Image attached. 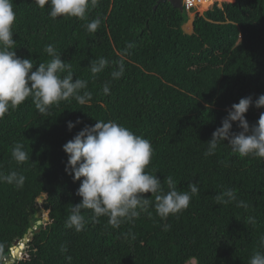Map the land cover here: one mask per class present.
<instances>
[{
  "label": "trees",
  "instance_id": "16d2710c",
  "mask_svg": "<svg viewBox=\"0 0 264 264\" xmlns=\"http://www.w3.org/2000/svg\"><path fill=\"white\" fill-rule=\"evenodd\" d=\"M160 1L98 0L82 21L53 20L47 5L13 0L11 50L31 59L35 71L50 61L44 49L53 45L71 64L73 79L88 81L92 98L83 105L61 101L47 115L28 98L0 120V172L26 177L22 188L0 183V264L13 252L14 264H69L66 256L71 264H249L255 252H264V158H240L227 140L215 155H204L233 104L252 97L245 114L250 126L264 112L254 104L264 94V0L217 2L195 19L191 35L184 30L187 13ZM96 17L101 25L90 33L85 24ZM100 57L109 65L93 79L90 61ZM121 60L124 75L112 80ZM77 120L70 131L68 122ZM97 120L117 122L151 142L146 171L157 175L165 192L167 176L178 191L197 183L199 193L189 207L164 220L155 212V197L146 193L151 216L141 212L117 229L107 216L82 210L85 229L67 228L72 208L82 201L76 193L83 178L74 181L65 171L63 145ZM240 131L233 122L232 132ZM16 143L28 154L23 164L12 158ZM229 188L237 200L217 205L214 197ZM240 201L247 208L238 207Z\"/></svg>",
  "mask_w": 264,
  "mask_h": 264
},
{
  "label": "clouds",
  "instance_id": "9594fccd",
  "mask_svg": "<svg viewBox=\"0 0 264 264\" xmlns=\"http://www.w3.org/2000/svg\"><path fill=\"white\" fill-rule=\"evenodd\" d=\"M41 9L47 5L50 8L49 16L57 18L74 17L82 21L88 20V13L95 8L98 0H33ZM219 1H215L217 3ZM215 3H208L211 9ZM184 6V0H183ZM201 7V6H200ZM200 7L194 18L201 16ZM186 12L185 6L184 11ZM17 19L14 11L13 0H0V120L10 110H16L28 98L32 99L35 108L42 115H47L53 105L61 101L75 99L83 105L91 100L92 94L87 91L88 81L73 79L71 64L61 59L57 49L49 44L44 51L50 57L49 62L40 63L34 71L31 59L20 58L13 49L16 41L13 39V26ZM101 25V19L96 17L85 24L90 33H95ZM127 53V49L125 50ZM109 65L108 59L100 57L90 61V72L93 79L102 73ZM67 72L66 76L61 74ZM125 72L123 61L117 62V68L111 72L112 80H119ZM110 81L103 85L105 95L110 94ZM257 109L264 108V94L254 102ZM253 105L252 97L242 98L228 110V115L212 134V139L207 143L205 156L215 155L221 142L228 141L233 154L240 158H264V112L260 114L256 125L250 126L245 114ZM233 122H238L239 133L232 132ZM69 121L68 129L71 131L76 124ZM63 150L68 154L65 171L73 177L74 181L83 178L77 195L82 201L76 204L69 215L65 226L82 232L86 227L85 216L82 210H92L93 217L107 216L108 224L119 228L125 221H132L139 217L141 212L149 211L152 201L144 194L151 193L155 197V212L166 220L170 215H177L186 210L192 197L198 195L199 187L193 182L188 185V190L178 191L172 176L164 180L168 191H164L163 184L157 175L147 172L154 150L151 142L143 136L134 134L127 127L114 121H98L93 126H85L72 140L63 145ZM12 158L18 163H25L29 157L24 150V145L16 143L12 148ZM26 177L17 171L7 174L0 172V183L14 185L16 188L24 186ZM217 205L228 204L237 200L236 192L229 188L214 197ZM238 207L247 208V204L240 201ZM248 223L255 224L254 217H248ZM170 226L165 224V230ZM260 247L264 248V236L260 238ZM3 245H0L2 250ZM65 246L61 252L66 253ZM13 257L4 259V264H14ZM69 264L72 257L66 256ZM249 264H264V252H255Z\"/></svg>",
  "mask_w": 264,
  "mask_h": 264
},
{
  "label": "built area",
  "instance_id": "2783aa9c",
  "mask_svg": "<svg viewBox=\"0 0 264 264\" xmlns=\"http://www.w3.org/2000/svg\"><path fill=\"white\" fill-rule=\"evenodd\" d=\"M216 0H184V6L188 13L193 9H197L203 5V3H215Z\"/></svg>",
  "mask_w": 264,
  "mask_h": 264
},
{
  "label": "water",
  "instance_id": "95a60500",
  "mask_svg": "<svg viewBox=\"0 0 264 264\" xmlns=\"http://www.w3.org/2000/svg\"><path fill=\"white\" fill-rule=\"evenodd\" d=\"M161 2H170L175 8L181 10L182 12L184 11V6H183V0H161ZM43 214V211H39V213L36 215V218L39 219ZM38 224H41L39 221ZM32 233V230H29V234ZM29 235H26L25 238H28ZM16 250V248H14Z\"/></svg>",
  "mask_w": 264,
  "mask_h": 264
},
{
  "label": "rangeland",
  "instance_id": "374dc122",
  "mask_svg": "<svg viewBox=\"0 0 264 264\" xmlns=\"http://www.w3.org/2000/svg\"><path fill=\"white\" fill-rule=\"evenodd\" d=\"M219 2H223V3H233L235 0H217ZM209 7V4H206L204 5V7L201 6L200 10H198V12H200V15H202L206 10ZM197 11L194 9L191 14H194L196 13ZM195 15H192V17H194ZM187 17H188V21L190 20V15L189 13L187 12ZM191 264H195V261H193Z\"/></svg>",
  "mask_w": 264,
  "mask_h": 264
},
{
  "label": "crops",
  "instance_id": "0c3cea01",
  "mask_svg": "<svg viewBox=\"0 0 264 264\" xmlns=\"http://www.w3.org/2000/svg\"><path fill=\"white\" fill-rule=\"evenodd\" d=\"M194 21H195V18L190 16V20L188 21V23L185 25L184 27V30L187 34L191 35L193 34V31H194Z\"/></svg>",
  "mask_w": 264,
  "mask_h": 264
},
{
  "label": "bare ground",
  "instance_id": "6f19581e",
  "mask_svg": "<svg viewBox=\"0 0 264 264\" xmlns=\"http://www.w3.org/2000/svg\"><path fill=\"white\" fill-rule=\"evenodd\" d=\"M206 4H208V3H205V4L203 3L202 7H204V5H206ZM200 8H201V7H200Z\"/></svg>",
  "mask_w": 264,
  "mask_h": 264
}]
</instances>
